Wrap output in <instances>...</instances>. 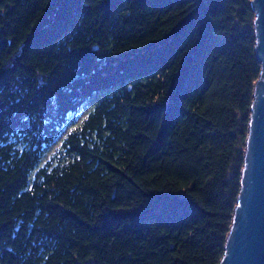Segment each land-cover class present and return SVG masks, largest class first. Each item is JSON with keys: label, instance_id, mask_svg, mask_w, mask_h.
Instances as JSON below:
<instances>
[{"label": "trees", "instance_id": "1", "mask_svg": "<svg viewBox=\"0 0 264 264\" xmlns=\"http://www.w3.org/2000/svg\"><path fill=\"white\" fill-rule=\"evenodd\" d=\"M252 1L0 0V264L221 263Z\"/></svg>", "mask_w": 264, "mask_h": 264}, {"label": "water", "instance_id": "2", "mask_svg": "<svg viewBox=\"0 0 264 264\" xmlns=\"http://www.w3.org/2000/svg\"><path fill=\"white\" fill-rule=\"evenodd\" d=\"M252 6L263 71L255 83L242 190L220 264H264V0H253Z\"/></svg>", "mask_w": 264, "mask_h": 264}, {"label": "rangeland", "instance_id": "3", "mask_svg": "<svg viewBox=\"0 0 264 264\" xmlns=\"http://www.w3.org/2000/svg\"><path fill=\"white\" fill-rule=\"evenodd\" d=\"M92 106L91 105H88V106H86L84 109H83V111L81 112V114H80V116H79V119H78V121H80L87 113H88V111L90 110V108H91ZM71 128V126L70 127H68V129H70ZM60 142H61V140H58L57 141V143L53 146V148H52V152H54V151H56L57 150V148L60 146ZM49 158V156H47L46 158H45V160H47Z\"/></svg>", "mask_w": 264, "mask_h": 264}]
</instances>
